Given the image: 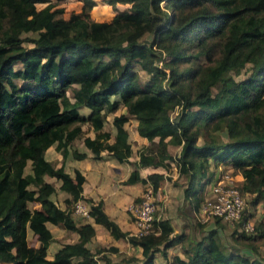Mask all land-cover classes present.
<instances>
[{
  "label": "trees",
  "instance_id": "16d2710c",
  "mask_svg": "<svg viewBox=\"0 0 264 264\" xmlns=\"http://www.w3.org/2000/svg\"><path fill=\"white\" fill-rule=\"evenodd\" d=\"M76 1L80 9L66 15L62 0L61 5L0 0V262L99 264L103 258L112 264L106 254H98L118 248L92 251L86 243L93 226L73 219L74 203L81 199L95 223L141 249V259L132 255L125 264H155L157 253L165 257L162 264H264V0H107L129 5L109 21L90 16L94 0ZM102 7L93 10L96 17L109 16ZM146 33L150 41H141ZM245 64L247 75L236 79ZM139 70L147 77L141 78ZM119 105L125 112L112 117L111 140L110 124L106 129L104 124ZM129 118L137 121L140 136L156 141L138 150L124 183L171 179L158 169L168 173L175 164L186 177L183 199L199 210L214 179L212 166L228 162L230 174L242 177L241 194L250 196L253 208L262 207L253 231L241 230L236 238L255 257L226 252L216 228L185 248L184 235L173 233L167 218L155 219L152 232L135 236L104 211L102 199L83 196L80 171L71 176L45 159L51 145L64 159L82 141L94 159L106 152L129 161L132 147L124 127ZM219 130L226 133L224 144L214 140ZM169 145L181 146L178 156ZM71 155L87 157L76 149ZM139 167L156 170L142 177ZM45 175L60 179L59 188L69 194L64 209L51 199L55 188ZM33 202L40 208L30 207ZM242 219H250V213ZM47 223L79 237L62 244L51 259L46 257L53 239ZM27 229L37 236V247L28 244ZM177 243L184 256L167 260V249Z\"/></svg>",
  "mask_w": 264,
  "mask_h": 264
},
{
  "label": "crops",
  "instance_id": "0c3cea01",
  "mask_svg": "<svg viewBox=\"0 0 264 264\" xmlns=\"http://www.w3.org/2000/svg\"><path fill=\"white\" fill-rule=\"evenodd\" d=\"M76 5L78 9L80 8V2L76 1ZM119 4V3H117ZM116 4V5H117ZM75 9V10H78ZM122 106L119 105L118 109ZM118 109L116 111H118ZM82 113H87V109L82 108ZM113 112L110 113L111 117H113L115 114L124 113L125 108L122 107L121 112ZM109 115L107 117V122L110 124V129L112 133L111 140H113V135L115 134V128L112 125L111 121L112 118L109 120ZM109 120V121H108ZM104 124V129H106L107 124ZM124 127L128 131V140L131 143L132 139H137L142 146L143 143L147 142L148 139L145 137H142L137 132V121L133 118H129V120L125 123ZM86 135L93 136L94 132L92 130H88L86 132ZM156 141V139H154ZM215 140V135H214ZM153 141V140H150ZM227 141V138H226ZM225 141V142H226ZM224 144V142H223ZM139 146L138 149L133 148V144L131 143L132 147V155L129 158V161L125 162H119L112 156H110L106 152H102V157L99 159L92 158L91 151L84 145L82 141H79L78 144H74L69 148L68 155L63 159L60 152H58L54 145H51L48 147L45 151V159L51 161L56 166H63L64 171L68 172L71 176H74L75 169L80 171V173L85 177V181L82 184V194L84 197H90L94 200L102 199L103 200V209L104 211L112 218L114 219L118 225L123 230H128L129 225L134 228L133 223L129 221V211L128 207L131 203H133L135 200L139 199L141 196L142 187H146V185H151L154 189V193L156 196L157 201H162L164 205L172 203L171 201H177L180 199H183V187L186 184V177L184 175H179L178 169L175 164L172 165L170 172L162 171L165 175L170 176L171 178V184L169 182V179L163 178L159 180L158 182L151 183H124V180L128 177L129 173L135 168V164L138 159V150L141 149ZM146 146V145H144ZM148 146V145H147ZM152 147V146H150ZM181 146H168L169 152L173 156H178ZM73 149H76L79 152H85L87 153V157L82 159H75L71 155V151ZM28 168V170H27ZM212 169L214 172V177L218 175V171L220 169H226L227 171H230V167L228 162L221 163L218 166H212ZM156 170L152 167H139V172L142 177H145L147 173ZM25 172H30V162L27 163L25 167ZM234 178L240 183L242 180V177L240 175H234ZM44 180L49 182L53 185L55 188V191L51 194V199L62 209L65 208L64 200L66 198H69V194L65 192L64 190H61L59 188L61 184V180L45 175ZM179 180V188L175 189L173 186L174 181ZM167 200L169 201L167 203ZM84 201V200H83ZM166 201V202H165ZM32 208H40V204L37 202H33ZM85 206L89 209V204L84 201ZM159 215L160 218H167L170 220L169 217ZM73 219L75 220V223L77 225L83 224V223H90L94 228V235L91 237V239L86 243L87 247L90 248L92 251H95V249L103 248V247H109L111 245L116 246L118 248L115 252H108L110 254H118L123 253L125 254V258L134 255L135 257L141 259V249L139 247H136L132 244H130L126 239L124 238H113L108 230L101 224L95 223L92 217L84 218L81 216L73 215ZM47 227L50 229L53 239L50 241L47 251H46V257L51 259L53 258L55 252L62 246L64 243H74L78 241V234L74 231L66 230L60 226L54 225L52 223H47ZM54 229H57L56 234L54 232ZM66 234V235H65ZM60 236H64L62 239ZM27 241L28 244L34 247H37L39 245V241L37 240V236L32 233L30 229H27ZM122 243L125 244L124 248L121 247ZM130 250H133L134 252L130 253ZM109 251V250H107ZM107 251L100 252L106 254L107 257L110 255L107 254ZM98 254V255H99ZM102 259H98V263L105 264V261ZM0 264H7L0 262ZM125 264V263H124Z\"/></svg>",
  "mask_w": 264,
  "mask_h": 264
},
{
  "label": "rangeland",
  "instance_id": "374dc122",
  "mask_svg": "<svg viewBox=\"0 0 264 264\" xmlns=\"http://www.w3.org/2000/svg\"><path fill=\"white\" fill-rule=\"evenodd\" d=\"M53 2H59V0H52ZM61 1V0H60ZM64 1L62 3V5H64V8H66V15L68 14L69 10H75L78 9L77 7V3L76 0H62ZM95 1V5L92 7L91 11H90V16L92 18H94L95 20L98 21H109L111 20V18L113 17V15L115 14V12L117 10L120 9H125L127 6H129L128 4H117V5H110L108 4L106 1L107 0H94ZM60 4V3H58ZM81 4V3H79ZM61 5V4H60ZM105 6L106 10H108L109 12V16H105V17H96L93 14V10H95V8L97 7L98 10H100L101 8H103L102 6ZM80 6V5H79ZM108 8V9H107ZM80 9V8H79ZM78 9V10H79ZM151 35L146 33L141 37V41H150ZM122 39H118L117 43H121ZM155 47V45H154ZM165 55L162 53L161 57L158 60V65H160L161 67L163 66V62L165 61L164 59ZM248 67L249 64H245L244 68H242L241 72L238 75H235L234 77L236 79H242L247 75V71H248ZM167 71V70H166ZM140 76L141 78H146L147 74L141 70H139ZM18 83H21L20 81H17ZM165 83H167V79H165L163 81V84L165 85ZM216 88H214L215 90ZM114 97H112L111 99H113ZM177 108L175 107L172 111L171 114L174 115L175 114V110ZM122 107L118 109V111L116 112H121ZM111 115H109V120H110ZM108 120V121H109ZM109 123V122H108ZM107 123V125H108ZM226 133L223 130H219L215 133V141L217 143L223 144V142L225 143L226 141ZM131 143L133 144V148L134 149H138L139 146L141 145V143L136 139H132ZM78 144V142L76 143V145ZM144 145H148V146H154V140L150 141L148 140L147 142L143 143L142 146L144 147ZM140 146V148L142 147ZM28 170V168H27ZM168 176V175H167ZM169 182L171 184V179H169ZM179 180L174 181L173 184L171 186H173L175 189L179 188ZM211 184V183H210ZM210 184L207 188L210 187ZM145 186L142 187V191L141 193L144 191ZM207 193V192H206ZM155 196V195H154ZM202 196V195H201ZM206 197V194L204 195ZM249 199L250 196L249 195H245V212H249L250 213V219L249 221H251L252 223H254L257 220L261 219L262 216V207L261 205H258L256 208H253L250 204H249ZM166 202V201H165ZM169 201L167 200V203ZM172 203L164 205V203L162 201H157L156 200V196H155V204L157 207V210L155 212V214L157 216L161 215V216H165L164 214H166L167 217L170 218V224L172 226L173 229V233L175 234H183L184 235V240H183V247L185 248H189V243L190 242H195L197 240H200L203 236H205L208 231L212 228H216L218 230L219 236H220V241L221 244L223 245V248L226 252H231L234 250H239L242 251L243 253L248 254L251 257H255V253H252L249 248L242 246L241 243H239L238 241H236V238L238 236L239 231H241L240 229V225L235 222L233 224H228L224 221H219V222H215V220H210V221H206V222H202L199 220L200 217V213L198 210H194V208L192 207V205L184 200V199H180L177 201H171ZM33 203H30V207H33ZM130 217L128 218L130 223L132 222V215L129 213ZM127 230V229H126ZM128 231H130L131 233L135 232L136 230L134 228H132L131 225H129V229ZM54 232L56 234H58L57 229H54ZM66 235V234H65ZM64 237V236H63ZM62 236H60V238H63ZM182 245H180V243H177L176 245L170 247L169 249H167V260H170L171 257L175 254H178L179 256H184L183 255V247ZM125 244L122 243L121 247L124 248ZM96 250V249H95ZM260 252L263 251L262 247L259 248ZM108 252L111 251H107V254L110 255L108 258L110 259V262L112 264H124V259H125V254L123 255V253H118V254H110ZM133 253V250H130V253ZM102 254V253H101ZM254 254V255H253ZM100 257V254H99ZM105 261V259L103 258H99ZM101 260V261H102ZM165 257L162 256L160 253H157L155 255V259H154V263L155 264H162L164 263ZM103 262V261H102ZM101 262V264H103Z\"/></svg>",
  "mask_w": 264,
  "mask_h": 264
},
{
  "label": "built area",
  "instance_id": "2783aa9c",
  "mask_svg": "<svg viewBox=\"0 0 264 264\" xmlns=\"http://www.w3.org/2000/svg\"><path fill=\"white\" fill-rule=\"evenodd\" d=\"M176 108L175 114H171V117L177 114L179 106ZM218 172V175L211 181L210 187L204 191L206 197L203 196L198 210L199 220L202 222L218 220L228 224L237 222L241 230L251 233L253 223L249 219H242L246 202L245 195L241 194L238 188V181L226 169H220ZM154 195L153 187L150 184L146 185L139 199L129 205L128 211L133 217L132 223L136 230L131 234L141 236L153 231L154 220L160 218L155 214L157 207ZM72 214L84 218L90 217L89 209L81 199L74 203Z\"/></svg>",
  "mask_w": 264,
  "mask_h": 264
}]
</instances>
